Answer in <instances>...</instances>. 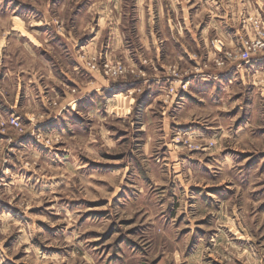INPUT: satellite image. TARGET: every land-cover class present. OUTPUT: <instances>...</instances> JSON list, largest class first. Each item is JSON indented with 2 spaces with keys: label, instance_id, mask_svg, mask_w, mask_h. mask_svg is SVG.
Masks as SVG:
<instances>
[{
  "label": "rangeland",
  "instance_id": "1",
  "mask_svg": "<svg viewBox=\"0 0 264 264\" xmlns=\"http://www.w3.org/2000/svg\"><path fill=\"white\" fill-rule=\"evenodd\" d=\"M105 2L107 8L112 5L106 18L117 22L126 44L135 50L145 34L138 24L145 19L155 46L161 50L160 59H152L153 63H161L163 73L167 69L170 77L186 76L187 87L177 88L173 77L168 84L177 92L168 96V84L165 91L172 103L160 101L146 112L144 87L138 94L125 90L126 97H119L118 106L109 107L107 120L93 118L91 122L81 112L77 119L71 110L66 119L71 124L81 120L77 126L83 130L68 128L61 137L34 132L50 141L48 146L35 142L33 133L36 144L57 153L46 160L48 167L45 162L26 160L27 155L21 153L36 173H23L13 183L0 179V264H264V203L254 204L246 194L241 195L248 190L258 192L259 201L264 202V50L247 61L230 64L227 59L235 60L243 42L251 45L252 21L264 25V0L261 10L253 14L240 12V33L231 44L221 42L211 28L207 37L202 35L200 22L208 23L214 12L195 11L199 7L196 2L186 4L189 12L176 10L170 7L175 0H148L155 9L144 18L138 17L141 13L135 0H0V39L7 40L10 31L39 30L34 24L47 20L48 13L55 28L62 21L72 22L77 15L83 24L76 32L85 40L90 32L95 34L97 19L106 11L93 7ZM160 2L167 4L164 12L156 10ZM104 21L105 17L100 19L103 28ZM103 33L97 44H101ZM12 46L11 52H19L18 45ZM1 50L0 46V72ZM144 51L143 58L126 60L105 56L98 45L96 53L79 49L77 56L83 66L91 57L108 59L111 66L118 67L121 60L128 70L125 75L113 74L107 79L101 71L97 73L109 82L134 81L147 77V64L153 67L151 56H145ZM6 86L0 83V93L8 99ZM46 102L51 107L59 105L58 99L47 97ZM120 113L131 116V140L129 124ZM0 114L10 115L8 111ZM34 114L22 119L23 131L36 124L41 110ZM164 126L169 131L161 136ZM191 127L204 134L189 135ZM2 128L5 132L0 136L9 132L18 135V130L9 126ZM184 140L191 148L183 145ZM193 145L202 147L194 149ZM229 160L232 168L227 167ZM81 163L85 166L77 167ZM226 175L230 178L225 179ZM27 177L33 182H27ZM144 188L148 195L142 200ZM220 190L236 195L223 204L228 220L216 212ZM160 193L163 195L153 199ZM224 221L233 225L224 227ZM250 244L258 254L255 263L245 256L251 253ZM218 245L222 252L216 251Z\"/></svg>",
  "mask_w": 264,
  "mask_h": 264
},
{
  "label": "crops",
  "instance_id": "2",
  "mask_svg": "<svg viewBox=\"0 0 264 264\" xmlns=\"http://www.w3.org/2000/svg\"><path fill=\"white\" fill-rule=\"evenodd\" d=\"M147 1L148 0H135V3L139 7V13H141L140 16L138 14L139 18H144L145 14L155 9L154 4L150 2L147 4ZM261 1L262 0H244L242 3L241 0H226V2L224 0H175L173 4H170V7L172 6L176 10L185 9L187 12L186 4L189 2H196L199 3V7H197L195 11L214 12L211 13L208 23L201 24L200 22L202 35L207 37L211 28L221 42L231 44L240 33V29L237 25L238 19H240V12L244 10V12H249L248 14H253L258 11V8L261 10ZM110 3H112V0H110ZM182 3H184L183 6ZM92 5H95V3ZM107 5L108 4L105 2L102 7L97 5L93 7V9L103 8V10H106L103 11L105 12L103 13V17H105L106 21H104L103 28L100 22V19L103 17H98L95 34L90 32L88 38L85 40L76 32L78 30H76V27L83 24L82 20L77 18V15L72 22L68 23L62 21L63 24L55 28L57 26L51 24L52 19H50L48 13L47 20L44 18L45 21L39 20L34 24L39 30H29L25 28L24 32L19 30L15 32L10 31L7 40L0 39L1 49H4V54H2L3 70L0 72V83L2 85H7L5 89H7L6 95L8 97V99H5L0 93V111L3 113L8 111L9 113L17 114L22 117L23 120H26V117L33 118V116H35V110H41L42 116H38L39 119H36L35 125L28 126L24 137L18 136L13 132L0 136V149L3 151L1 156L5 155L6 157L5 161L3 157H0L1 180L5 179L8 180V183H13L18 182V180L22 178L23 173H36L37 170L35 171V169H32V165L28 166L25 160L22 159L21 153L27 155L28 158L26 157V160H36L40 162V164L43 162L47 163L46 160L50 158V154L57 153L53 151L54 148L45 149L36 144L33 140L34 132H41L47 136L54 134L53 136L61 137L65 136V130L68 128L72 129L74 127L76 129L75 132L83 130V127L77 126V124L81 125V120H74L71 124L70 121L66 119L68 112L71 110L74 111L77 119H81L79 114L85 113L90 117L89 119L91 122L93 118L98 121H104L109 117V107L111 108L112 105L115 104L112 108H116L118 106L117 101L119 97H126L127 91L124 93L125 90L134 91L140 87H144L142 91L145 94L142 100L144 99L143 104L145 105V112L160 101L172 103V97L167 98L165 91L168 81L173 78L167 73V69L163 73L165 67L162 66L161 63L154 64L152 61V59H160L161 50L160 46L158 48L154 44V36L150 35L152 30L147 28L149 25L146 24L145 19L141 21V24H138L143 27L145 34L144 38L139 40L140 44L137 46L138 49L135 50L134 47H130L126 44L125 35L121 28L118 27L117 22L112 20V22L114 21L112 23L110 18L109 20L106 18L108 17L106 13L112 12V5L110 8H107ZM163 6H167V4L163 2L158 3L156 10L164 12ZM190 7H192V4L189 8ZM89 8L90 7L86 10H89ZM100 15L102 14H99V16ZM34 25L30 24V27H34ZM185 29L186 31L188 30L186 27ZM100 33H103V40L101 44L100 41L97 44L96 39ZM167 40L170 41L169 38H167ZM173 40L175 41L174 43L177 42L175 39ZM102 43L104 44L102 45ZM12 45H18V47H20L19 52L16 50L11 52L10 48ZM98 45H101L102 52L105 56L114 55L126 60L143 58V51L149 50L151 51L149 55L147 52H144L146 53L145 56H151L150 60L153 67L151 68L148 66L149 64L145 66L146 78H137L134 81L120 80L109 82V80H107L109 85L118 84L122 85V87L104 91L105 86L101 84L100 88L103 92V98H99L96 88L92 86L106 79L96 72L87 70L77 56V51L79 49H85L90 54L96 53ZM154 47L156 48L154 49ZM219 73H223V71ZM131 78L134 79L135 77ZM145 81H147V84H145ZM72 89L74 92L71 91ZM12 90L15 92L13 95L10 94ZM151 91L153 93H151ZM147 92L149 95L145 96ZM47 97L55 100L58 99L59 105L57 107H62L63 109L59 110L57 107H51V105L46 102ZM69 99L72 100V104H68ZM198 99H200V97H198ZM23 108L29 109L31 112H23ZM42 109L47 112L42 111ZM167 121H169V119H166L165 122ZM184 126L186 125L184 124ZM192 128L193 127L189 129L190 131L188 130L189 135L197 137L204 134L202 130H192ZM164 130L161 136L167 134L169 127L164 126ZM164 144L168 145L166 141H164ZM144 147L147 148L148 146L146 147V145H144ZM4 151H6V153H4ZM2 161L4 162L2 163ZM49 165L48 163L45 164L46 167ZM16 177H18L17 180L15 179ZM26 179L27 182H33L32 178L27 177ZM25 184L27 185V183ZM249 191L250 190L246 193L242 190L243 193L241 195L244 196V194H246V199L252 200L254 204L258 202L264 203L259 201L257 197L259 194L258 192L254 193L253 191ZM219 193L220 194L216 197V201L219 203L217 204L216 212L220 214L222 220H228V215L223 211V204L226 203L227 199L228 201L234 199L236 195L235 193L233 194V192L226 194L221 190ZM212 202L211 200V203ZM262 214H264V210ZM227 222L228 221H224L222 226L231 227L233 225L232 223L226 224ZM240 226L242 228L243 225L240 223ZM219 250L221 252L223 250L220 245L217 246L216 251ZM237 250L241 252L250 251L251 253L245 256L248 257L247 260L255 263L254 261H256L258 254L255 253L256 249L254 244L249 245L248 251L240 248H237Z\"/></svg>",
  "mask_w": 264,
  "mask_h": 264
},
{
  "label": "built area",
  "instance_id": "3",
  "mask_svg": "<svg viewBox=\"0 0 264 264\" xmlns=\"http://www.w3.org/2000/svg\"><path fill=\"white\" fill-rule=\"evenodd\" d=\"M261 26L264 28V25L261 24V22L259 20H254L251 22V28H252V31L254 34L252 39H251V45L247 44L246 42H243L242 50H240L239 54L233 58L235 60L232 61L231 57H227L228 62L231 61V62H229L230 64H233V63L238 62V61L250 60L251 59L250 57L252 54L256 53L257 51L264 50V32L262 31V28H260ZM84 63H85L84 67L87 70L92 71V72H96V73L97 72L100 73V71H101L102 74L104 76H106L107 79H109V77H112L113 74L114 75H117V74L118 75L119 74L125 75L128 72V70H126L121 65L122 64L121 60H118V63H120L119 67H118V65L111 66L108 59L97 60L96 57H94V58L91 57L89 60H87ZM218 65H220V64H218ZM185 77L186 76H183V75L180 78L174 77L175 82H179V85H181V87L177 86V88L180 87L181 90L186 89L188 82H186ZM177 88H175L172 85L169 86V84H168L166 94L172 95L173 93H176ZM0 121L2 122V124H0V127L3 125L9 126L11 129L19 131V133L17 131L18 136H21V137L25 136L26 131H23V129H22L23 128L22 118H19L17 115H14L12 113H10V115L0 114ZM3 129L4 128L0 129V134H3L5 132ZM34 140H35V142L37 141L39 143L42 141L45 146H48L50 144L49 140L44 141V140L40 139L39 135L36 133H34ZM183 145H187L190 148L192 146V144L190 142H188L187 140H184ZM201 147L202 146L200 145L198 147H195L194 149H200Z\"/></svg>",
  "mask_w": 264,
  "mask_h": 264
},
{
  "label": "clouds",
  "instance_id": "4",
  "mask_svg": "<svg viewBox=\"0 0 264 264\" xmlns=\"http://www.w3.org/2000/svg\"><path fill=\"white\" fill-rule=\"evenodd\" d=\"M113 78H114V77H113ZM101 84L105 86L104 91H108L109 89H115V88H117V87H122V85H118V84H111V85H109V82H108L107 80L99 81V82L97 83V85H93V86H92V87H95V88H96V91H97V93L99 94V98H103V92L101 91V88H100V85H101ZM145 84H147V81H145ZM177 86H180V85H179V82H177ZM141 90H142V89H137V90H136V94H138L139 91H141ZM68 104H72V100H71V99H69ZM130 107H131V105H129V108H130ZM119 115L125 116V119H126V121L128 122V124H129V129H128V131H129V140H131V132H132V128H131V116H129L127 113H120ZM105 143H108V141H105ZM193 146H194V147H198L199 145H193ZM113 150H116V149L114 148V145H113ZM97 151H99V148L97 149ZM74 159H75V158H74ZM84 166H85V165L82 164V163L77 165V167H84ZM233 166H234V165H233L232 161L229 160L227 167H228V168H232ZM229 178H230V177H228L227 175L225 176V179H229ZM142 192H143L144 195L141 196V199L143 200L144 197L148 195V190H147V188L142 189ZM159 195H163V194H162V193L157 194V196H156V197H153V199H157ZM156 210H157V211H160V210H162V208H157ZM126 214H128V213H126ZM137 259H139V258H137Z\"/></svg>",
  "mask_w": 264,
  "mask_h": 264
}]
</instances>
